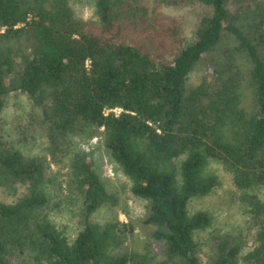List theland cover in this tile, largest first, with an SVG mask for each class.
<instances>
[{"label":"trees","instance_id":"obj_1","mask_svg":"<svg viewBox=\"0 0 264 264\" xmlns=\"http://www.w3.org/2000/svg\"><path fill=\"white\" fill-rule=\"evenodd\" d=\"M90 1L87 20L81 0H0V264H264V0ZM17 91L31 106L7 131ZM36 132L46 146L26 152ZM79 136L101 137L148 201L161 255L151 241L131 248L130 221L96 219L119 199ZM211 159L231 173L244 223L205 249L213 216L189 203L218 187ZM65 161L81 201L73 236L50 215L62 192L51 164Z\"/></svg>","mask_w":264,"mask_h":264},{"label":"rangeland","instance_id":"obj_2","mask_svg":"<svg viewBox=\"0 0 264 264\" xmlns=\"http://www.w3.org/2000/svg\"><path fill=\"white\" fill-rule=\"evenodd\" d=\"M144 3L150 4L151 0H142ZM76 11L78 15L85 19L95 18L93 5L90 0H81L76 4ZM194 15L190 16V20ZM193 23V22H192ZM192 27L188 26L187 32L191 33ZM230 40L224 39L223 46L230 44ZM208 58L197 67L189 78L190 85H196L200 82L203 69L206 71ZM8 105L6 108V115L3 116L5 125L2 129L11 130L15 120H24L25 113L30 109L31 103L28 97L19 91L11 92L9 95ZM244 102L248 105L250 97L248 94L244 97ZM4 127V128H3ZM35 132V131H33ZM33 142L24 144L26 152L32 151L34 153L43 151L46 146V138L38 135L36 132ZM80 147L88 150L94 157L98 172L106 184L109 192L115 193L118 197L119 203L114 209L105 205L96 213L98 221H105L118 216L119 220L132 223L134 227V237L131 240V248L143 249L147 242H152V246L156 252L161 255L162 242L155 241L151 237L152 228L144 223L148 209V201L138 198L131 192V181L126 176L121 168L113 161L108 151L105 149L103 139L98 136H79L76 138ZM66 161L61 165L51 164V174L56 179V186L61 184L62 192H57L53 199L55 203L50 210V215L59 225L68 229V234L75 235L80 226L79 213L81 209V201L77 194L72 193L67 188V181L69 175L67 173ZM206 173L215 174L218 176L219 185L212 192L207 195L193 198L189 203V210L191 212L204 209L210 212L213 216L212 226L204 231H201L197 236L200 246H208L211 234L233 233L243 228V208L238 197L237 189L233 183L231 173L224 167V165L217 159H211L206 167ZM57 189V187H56ZM264 197V187L261 192ZM0 197L6 199V195L0 192ZM10 199V198H9ZM205 254L201 257L204 259Z\"/></svg>","mask_w":264,"mask_h":264},{"label":"built area","instance_id":"obj_3","mask_svg":"<svg viewBox=\"0 0 264 264\" xmlns=\"http://www.w3.org/2000/svg\"><path fill=\"white\" fill-rule=\"evenodd\" d=\"M115 112H117V113H119L120 111H121V109L120 108H115V109H113ZM107 112H108V110H107Z\"/></svg>","mask_w":264,"mask_h":264}]
</instances>
